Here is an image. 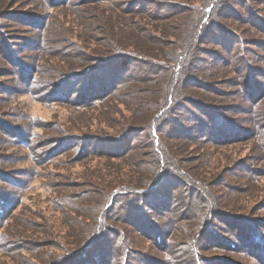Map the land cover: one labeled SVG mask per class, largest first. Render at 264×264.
<instances>
[{"label": "rangeland", "instance_id": "374dc122", "mask_svg": "<svg viewBox=\"0 0 264 264\" xmlns=\"http://www.w3.org/2000/svg\"><path fill=\"white\" fill-rule=\"evenodd\" d=\"M0 195V264H264V0H0Z\"/></svg>", "mask_w": 264, "mask_h": 264}, {"label": "trees", "instance_id": "16d2710c", "mask_svg": "<svg viewBox=\"0 0 264 264\" xmlns=\"http://www.w3.org/2000/svg\"><path fill=\"white\" fill-rule=\"evenodd\" d=\"M212 5H213V2L211 3V5H209L210 7H212ZM200 10H202V9H200ZM151 11H148V13H150ZM202 13H204V10H202V12H200V15H198L200 18H202L201 19V21L203 20V18H204V16L203 17H201L202 16ZM199 17H196V19H195V22L193 23V28H196V26H197V23H198V21H199ZM5 49H2V53H3V51H4ZM9 51H10V49L9 48H6V52H8L9 53ZM250 50L249 49H247V52H249ZM250 53H251V55H254V56H256L257 58H259V57H261L258 53H256V52H254V51H250ZM12 61V63H13V60H11ZM15 61H17V60H15ZM175 61L177 62L175 65H174V67H176V68H178V69H180V63L178 62V60H176V57H175ZM101 66V65H100ZM174 67H173V69H174ZM31 79H33V80H29V83H28V85H36V83L38 82V79L37 78H31ZM43 81V80H42ZM43 83H44V81H43ZM47 83V82H46ZM39 85H41L40 84V82L38 83ZM170 88H171V86H169V88L167 89V90H169L170 91ZM167 95V96H166ZM164 102L166 103L165 105L166 106H168L169 104H171L172 103V100H171V94H169V92H167V93H165L164 95H163V97H162V99L159 101V104L160 105H162V104H164ZM165 108V107H164ZM181 106L179 105V107L176 109V110H179V111H181ZM200 109L202 110L203 109V111L204 112H207V110H205L204 108H202V107H200ZM191 113V112H190ZM192 114V113H191ZM153 122V123H152ZM199 122L202 124V123H204L201 119H199ZM152 123V124H151ZM151 126H149V127H147V133L148 134H150L151 136H152V133H153V136H152V138H153V143H154V156L156 157V160L158 159L159 161H161L162 159H163V154H162V150H161V141L159 140V136H158V138L156 139L155 138V136H154V133L156 132V130H155V121H151ZM203 126H206V124H204ZM184 134L185 135H188L186 132H184ZM16 137V136H15ZM219 140H223V136H221V138L219 139ZM236 139L234 138V139H229V140H227L228 142H233V141H235ZM51 157H53V156H51ZM18 160H21V159H18ZM48 160V159H47ZM47 160H44L43 158H40V162L41 161H43V162H45V161H47ZM158 162V161H157ZM168 186V185H167ZM3 201H4V199H3V197L0 195V203H3ZM6 218V216H3V220ZM141 225H143V226H149L150 227V229L152 230V226H151V222H145L144 224H141ZM150 230V231H151ZM153 231V230H152ZM157 235H156V237H154L153 238V242L156 244V243H160L161 244V236L159 235V233H161V232H158V229H157ZM1 234V233H0ZM5 238V235H0V249H2V245H3V243H2V239H4ZM164 248V247H163ZM244 248H248V246L247 247H244ZM102 250H105V249H102ZM105 252V251H104ZM127 253V252H126ZM76 264H78V263H76Z\"/></svg>", "mask_w": 264, "mask_h": 264}]
</instances>
